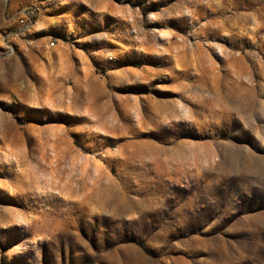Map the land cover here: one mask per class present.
Instances as JSON below:
<instances>
[{
    "label": "rangeland",
    "instance_id": "374dc122",
    "mask_svg": "<svg viewBox=\"0 0 264 264\" xmlns=\"http://www.w3.org/2000/svg\"><path fill=\"white\" fill-rule=\"evenodd\" d=\"M0 264H264V0H0Z\"/></svg>",
    "mask_w": 264,
    "mask_h": 264
},
{
    "label": "built area",
    "instance_id": "2783aa9c",
    "mask_svg": "<svg viewBox=\"0 0 264 264\" xmlns=\"http://www.w3.org/2000/svg\"><path fill=\"white\" fill-rule=\"evenodd\" d=\"M32 14H33L32 11H28L20 18L19 21H20L23 28H27L31 24V22H32L31 15Z\"/></svg>",
    "mask_w": 264,
    "mask_h": 264
}]
</instances>
